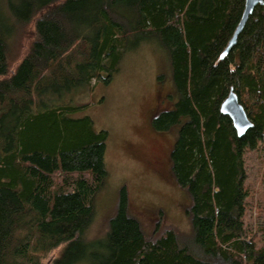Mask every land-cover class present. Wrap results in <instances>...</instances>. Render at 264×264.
<instances>
[{"label": "trees", "instance_id": "16d2710c", "mask_svg": "<svg viewBox=\"0 0 264 264\" xmlns=\"http://www.w3.org/2000/svg\"><path fill=\"white\" fill-rule=\"evenodd\" d=\"M244 1L0 0V264H42L56 249L50 264H264V226L248 237L243 222V156L264 150V0L219 58ZM17 38L30 41L11 67ZM132 38L169 58L177 101L151 126L175 133L169 167L190 198L191 232L149 237L122 187L99 245L87 231L108 135L60 100L107 84ZM231 88L253 124L242 137L219 112Z\"/></svg>", "mask_w": 264, "mask_h": 264}, {"label": "rangeland", "instance_id": "374dc122", "mask_svg": "<svg viewBox=\"0 0 264 264\" xmlns=\"http://www.w3.org/2000/svg\"><path fill=\"white\" fill-rule=\"evenodd\" d=\"M29 41H13L11 67L23 57ZM61 98L63 105L79 108L70 114L72 118L88 117L95 132L108 135L104 158L107 178L97 195L87 237L99 245L105 240L107 221L119 190L125 187L129 211L149 237L172 229L180 239H188L191 229L186 210L190 198L175 183L169 167L175 133L158 132L151 126L157 113L171 110L177 101L169 58L160 44L154 39L132 38L118 72L107 84H96L92 90L70 89ZM243 159L248 192L243 222L250 237L264 226V150L246 151ZM256 244L260 245L258 236ZM93 251L104 253L101 248ZM59 255L60 249H56L41 262L50 264Z\"/></svg>", "mask_w": 264, "mask_h": 264}, {"label": "water", "instance_id": "95a60500", "mask_svg": "<svg viewBox=\"0 0 264 264\" xmlns=\"http://www.w3.org/2000/svg\"><path fill=\"white\" fill-rule=\"evenodd\" d=\"M262 3V0L244 1V8L241 17L233 31L231 38L229 39L224 50L220 54V59H223L227 55V53L232 49L248 17L251 15L254 8L257 5H261ZM219 112L230 120L237 137H242L253 126L251 120L246 114L244 107L240 104L237 94L232 88L229 90L226 98L220 104Z\"/></svg>", "mask_w": 264, "mask_h": 264}]
</instances>
